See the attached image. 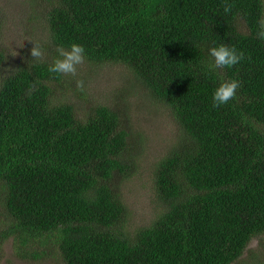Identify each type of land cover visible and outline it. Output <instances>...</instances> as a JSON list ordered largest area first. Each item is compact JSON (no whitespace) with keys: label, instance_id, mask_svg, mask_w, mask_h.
Instances as JSON below:
<instances>
[{"label":"trees","instance_id":"1","mask_svg":"<svg viewBox=\"0 0 264 264\" xmlns=\"http://www.w3.org/2000/svg\"><path fill=\"white\" fill-rule=\"evenodd\" d=\"M39 4L51 56L8 66L0 35V201L12 220L0 227V264L10 238L32 262L236 264L264 234V0ZM72 43L83 63L126 67L180 127L154 170L165 209L134 235L120 183L136 136L123 109L88 101L82 111L58 97L72 82L48 68ZM221 43L244 58L212 67L209 49ZM226 79L240 87L217 107Z\"/></svg>","mask_w":264,"mask_h":264},{"label":"rangeland","instance_id":"2","mask_svg":"<svg viewBox=\"0 0 264 264\" xmlns=\"http://www.w3.org/2000/svg\"><path fill=\"white\" fill-rule=\"evenodd\" d=\"M0 35L8 66L23 61L30 55L34 43L39 44L43 56H51L48 29L39 0H0ZM56 50V49H55ZM54 50V51H55ZM72 86L58 97L78 105L82 111L88 101H98L124 110L134 134L128 154L134 163L130 176L120 183L121 198L128 208L125 226L134 235L142 226H148L165 209L156 196L154 170L176 142L180 127L170 109L155 101L130 71L120 65L77 66L75 76L67 74ZM73 77V80L71 79ZM78 81H83L82 87ZM75 87V88H74ZM84 93L85 98L81 96ZM0 201V227L11 223ZM1 264H64L57 254L45 261L32 262L19 258L13 238L3 246ZM236 264H264V234L254 237Z\"/></svg>","mask_w":264,"mask_h":264},{"label":"clouds","instance_id":"3","mask_svg":"<svg viewBox=\"0 0 264 264\" xmlns=\"http://www.w3.org/2000/svg\"><path fill=\"white\" fill-rule=\"evenodd\" d=\"M225 11H230V8L226 7ZM260 35L264 36V32L260 33ZM30 52L33 58H41L44 54L41 46L36 43H34ZM209 55L214 61L211 66L220 69L237 65L244 58V53L242 51L223 43L210 47ZM85 59L86 50L83 45L72 43L68 47L59 46L57 49V56L49 65L48 70L51 73L71 74L75 76L77 73V66L82 64ZM78 84L82 87L83 81H78ZM239 87L240 82L236 79L221 81L213 91V104L219 107L229 103L236 96Z\"/></svg>","mask_w":264,"mask_h":264}]
</instances>
